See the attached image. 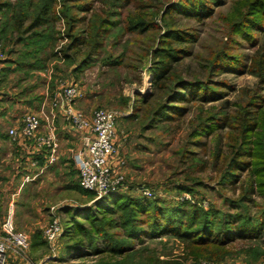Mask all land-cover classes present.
Listing matches in <instances>:
<instances>
[{
    "label": "trees",
    "instance_id": "trees-1",
    "mask_svg": "<svg viewBox=\"0 0 264 264\" xmlns=\"http://www.w3.org/2000/svg\"><path fill=\"white\" fill-rule=\"evenodd\" d=\"M178 1L164 7L163 17H168L169 22L161 27L148 19L149 14L145 13L148 6L136 0H99V8L94 7L93 0H60V4L59 0H17L16 3L0 0V11L4 10L0 36L10 35L3 37L2 45L4 48L10 43L21 45L18 55L21 65L33 61V67L38 70L45 69L51 60L63 61L65 69L73 68L72 74L78 80L95 64L106 39L115 36L116 42L121 44L124 38L131 36L124 42L120 59L113 61L110 57L108 60L112 65L121 64L134 42H146L145 49L138 55L141 61L150 57L153 90L159 93L157 96L154 92L146 97L138 95L137 102L142 104L135 106L130 119H143L146 122L143 130L160 127L184 115L187 108L183 102L198 99L202 107L190 121L188 142L181 149L183 159L192 154L193 162L202 161L191 151V146L204 147V137H214L218 131L224 133L223 137L217 135L213 140L216 149L212 158L213 164L219 166L221 183L241 193L238 200L230 202V211L213 206L207 209L198 203L181 200L184 195L197 192V185L202 183L195 178L176 182L167 190V197L158 194L154 198L145 197L140 188L119 190L87 206L84 214L78 212L73 217L76 230L86 232V244L80 241L74 249L84 245L96 254L106 255L107 259L126 255L128 258L119 264H129L132 260L137 264H181V259L202 264L206 260L223 262L237 256L258 264L264 258V42L248 61L222 48L209 58L207 79L188 80L176 67L190 55V49L184 44L195 42L197 37L188 30L174 28L173 14L178 11L187 18L204 21L212 17L214 9L211 0ZM243 1L237 14L225 20L231 26L232 42H235L234 37L241 36L256 46L264 39V0ZM122 4L128 9L125 16L119 9ZM61 20L68 42L58 49L63 36L56 28ZM252 30L261 35L256 36ZM151 33H156L154 38ZM134 37L143 39L133 40ZM150 41L154 45L151 46ZM218 72L256 77L259 94L246 91L243 93L245 99L232 105L233 109L224 107L205 113L204 105L225 100L228 93L223 89L232 88L226 82L213 80ZM228 103L226 100L224 104ZM223 144L227 153L222 150ZM70 162L72 168L74 161ZM66 175L79 177L74 166L72 173ZM72 183V188L89 194L81 188L79 178ZM256 197L261 202L255 201ZM250 203L255 205L256 215H252ZM77 218L85 220L88 229ZM166 238L183 243V258L163 260L146 244L147 240L163 242ZM237 243H246L248 247L236 251ZM98 264L113 263L101 258Z\"/></svg>",
    "mask_w": 264,
    "mask_h": 264
},
{
    "label": "rangeland",
    "instance_id": "rangeland-1",
    "mask_svg": "<svg viewBox=\"0 0 264 264\" xmlns=\"http://www.w3.org/2000/svg\"><path fill=\"white\" fill-rule=\"evenodd\" d=\"M9 1L16 3L17 0ZM93 1L95 8L101 7L99 0ZM138 1L148 6L145 10V13L149 14L148 19L156 21L161 27L167 26L169 22L168 17H163L164 7L170 3L179 2L178 0H136V3ZM243 2V0H211L210 4L214 9V14L204 21L187 18L178 11L173 14V19L176 23L174 28L188 30L197 37L195 42L184 44L190 49V55L184 57L176 67L183 77L188 80L196 78L207 79L208 70L206 65L209 62V58L222 48L234 57L244 56V59L248 61L263 44V38L256 46L251 45L250 42L244 40L241 36L234 37L235 42L231 40V37H233L230 33L231 26L228 25L225 19L237 14L241 8L240 4ZM131 5V9H133L135 2ZM119 9L122 15L125 16L128 9L123 4ZM59 10L60 7L58 6ZM78 15L82 16L83 14L78 13ZM56 30L63 36L57 46L60 49L68 42L65 37L66 30L63 20L57 23ZM252 33H255L256 36L261 35L255 30H252ZM155 35L156 33H151L153 38ZM130 37L124 38L121 44L116 42L115 36L106 39L101 53L95 58V64L81 74L78 80L72 74L73 68H66V71L63 61L51 60L50 70L54 71L56 78L61 81L66 83L77 82L84 96L87 99L89 98L87 103L79 104L81 110L85 108L90 110L91 107H97L96 109H109L118 113L117 128L119 133L123 132V136L126 139L122 146L124 150L120 151V157H125L127 161L125 168L126 182L123 190L148 189L156 196L158 194L160 197H167L169 196L167 190L173 187L176 182H186V179L190 181L195 178L197 181L200 180L202 184L197 185L196 193L187 194L191 198L190 202L198 203L201 207L207 209L213 206L222 211H230V202L238 200L241 193L239 190H235V187L221 183L219 166L217 167L213 164L214 160L212 158L216 149L213 140L216 139L217 135L223 137L224 133L218 131L214 134V137H204L202 140L203 144H205L203 145L204 147L195 148L191 146V151H194L202 162H193L192 154L188 155L187 159L184 160L181 153V149L188 142V133L191 129L190 121L195 118L200 111V107H202L198 99L193 98L190 102H183V105L187 108L184 115L177 120L164 122L160 127L155 126L154 128L143 130V125L146 124L143 119H130V116L135 111V106L140 107L142 104L141 101L137 102L140 99L138 95L146 97L154 92L157 96L159 93L153 90L152 75L149 72L151 67L150 57L141 61L138 55L142 49H145L144 43L146 42H134L126 56L121 59V64H110L111 60H108L110 57L113 61L120 59L125 49L124 42ZM137 39H143V37H134L133 40ZM144 40L148 41L146 38ZM149 44L152 46L154 42L150 41ZM213 80L226 82L232 88L223 89L228 93L225 100L204 105L205 113L208 110L217 112L224 109V107L229 110L233 109L232 105L245 99L243 93L246 91L249 93L253 91L259 94V89L257 88L258 79L249 74L218 72L213 77ZM125 99H129V101L127 102ZM226 100L229 103L225 105ZM142 109L144 108L142 107ZM73 149L75 150L70 142L63 144V151L67 155L71 154ZM222 150L224 153L228 151L224 144ZM66 163L56 172L52 171L47 176L48 187L44 184L43 197L38 196L40 195L38 192L41 193L40 186H38L27 196H21L19 200L15 201L16 228L26 232L31 237V248L28 252L29 260L33 263L44 261L47 264H98L102 258V260H106V263L119 264L128 257L124 255L107 259L106 255L96 254L91 248L84 245H80L78 250L74 249L80 241L86 244V232H78L72 219L78 212L81 215L84 214L87 206L95 205L93 202L97 197L93 193L89 194H93L94 197L72 188V182L75 181L76 177L67 176L65 173H72L73 166L75 170L77 169L75 165L72 168L70 167V160ZM42 199L44 202L41 201ZM254 199L257 202H261L259 197ZM200 200L202 201L197 202ZM1 203L2 201H0V205ZM250 206L252 215H256L257 209L255 205L250 203ZM52 208H55V210H52ZM2 212L0 207V227L4 221L1 216ZM54 217L60 218L64 232L58 241L51 244L44 239L43 230ZM77 219L82 221L84 227L88 229L89 225L85 220ZM146 244L150 248L155 249L163 260L183 258L185 254L183 243L173 239L166 238L163 242L147 240ZM245 246L248 247V244L237 243L235 250L239 251ZM162 254L169 256L164 257ZM180 262L181 264H192L190 261L182 262V259ZM215 263L253 264L248 262L245 257L240 256ZM129 264L137 263L132 260ZM258 264H264V258Z\"/></svg>",
    "mask_w": 264,
    "mask_h": 264
},
{
    "label": "built area",
    "instance_id": "built-area-1",
    "mask_svg": "<svg viewBox=\"0 0 264 264\" xmlns=\"http://www.w3.org/2000/svg\"><path fill=\"white\" fill-rule=\"evenodd\" d=\"M7 53L0 45V88L4 81V63ZM81 97V89L76 82L62 83L60 89L50 101L51 111L39 117L29 113L23 117L22 127L11 129L9 135L13 140L22 136L33 140L38 148L49 152V164L58 160L60 143L57 136L56 119L60 114L82 136V144L73 154L74 165L79 173L80 186L83 190L96 195V201L108 197L111 193L123 190L125 186L127 161L120 157L121 143L118 140L116 111L98 108L90 115L78 109L76 104ZM58 113V114H57ZM46 132H42L43 128ZM145 197L154 198L155 194L143 189ZM181 200H191L184 195ZM93 202V203H94ZM55 210V208H52ZM64 229L59 217H54L43 230L44 239L55 243L62 236ZM31 248V237L16 228L14 208L11 207L0 230V264H47L33 263L28 258ZM202 264H217L204 261Z\"/></svg>",
    "mask_w": 264,
    "mask_h": 264
},
{
    "label": "crops",
    "instance_id": "crops-1",
    "mask_svg": "<svg viewBox=\"0 0 264 264\" xmlns=\"http://www.w3.org/2000/svg\"><path fill=\"white\" fill-rule=\"evenodd\" d=\"M3 22L4 10L0 11V29ZM3 37H10V35L0 36L2 39L0 45L8 56L4 63V81L0 88V201H2L0 207L3 211L2 220H5L11 207L14 208L15 219V201L19 200L21 196H27L33 189L40 186L41 193L38 192L40 194L38 196L43 197L44 184L48 187L47 176L52 171L56 172L61 166L67 164L68 160H73L74 152L82 144V136L76 134L64 118L57 113L55 125L60 149L58 160L53 165L49 164V152L46 149L38 148L33 140L22 136L17 137L16 140L12 139L9 131L11 129L19 130L26 114L32 113L42 117L45 113H50V101L64 81L56 78V73L50 70L52 65L50 61L42 70L35 69L33 61L21 65L18 55L22 46L10 43L4 48L2 45L5 42ZM88 100L89 98L84 96L81 89V97L76 104L77 108L80 109L79 104L87 103ZM96 108L91 107L90 110L85 108L82 111L90 115ZM46 131L47 129L44 127L42 132ZM121 138L124 139L121 143V151H123L122 146L126 139L123 132L119 133L118 131V140ZM66 142H70L75 148L68 155L63 151V144ZM67 156L69 157L67 158ZM78 178L76 177L75 181ZM41 201L44 202L43 199Z\"/></svg>",
    "mask_w": 264,
    "mask_h": 264
}]
</instances>
